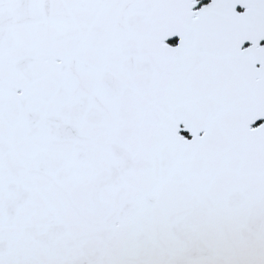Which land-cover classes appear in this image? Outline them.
Returning <instances> with one entry per match:
<instances>
[{"label": "snow or ice", "instance_id": "1", "mask_svg": "<svg viewBox=\"0 0 264 264\" xmlns=\"http://www.w3.org/2000/svg\"><path fill=\"white\" fill-rule=\"evenodd\" d=\"M0 264H264V0H0Z\"/></svg>", "mask_w": 264, "mask_h": 264}]
</instances>
